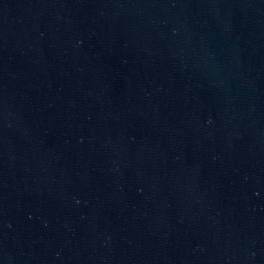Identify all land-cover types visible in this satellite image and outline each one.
Masks as SVG:
<instances>
[{"label":"water","instance_id":"95a60500","mask_svg":"<svg viewBox=\"0 0 264 264\" xmlns=\"http://www.w3.org/2000/svg\"><path fill=\"white\" fill-rule=\"evenodd\" d=\"M0 264H264V0H0Z\"/></svg>","mask_w":264,"mask_h":264}]
</instances>
